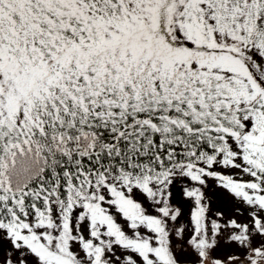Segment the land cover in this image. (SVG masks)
Wrapping results in <instances>:
<instances>
[{
	"label": "snow or ice",
	"instance_id": "obj_1",
	"mask_svg": "<svg viewBox=\"0 0 264 264\" xmlns=\"http://www.w3.org/2000/svg\"><path fill=\"white\" fill-rule=\"evenodd\" d=\"M0 264H264V0H0Z\"/></svg>",
	"mask_w": 264,
	"mask_h": 264
}]
</instances>
